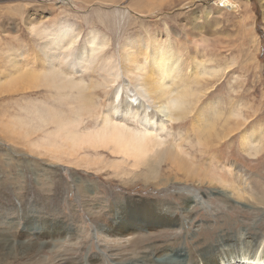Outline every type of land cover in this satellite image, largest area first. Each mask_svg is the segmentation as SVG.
Wrapping results in <instances>:
<instances>
[{
  "label": "rangeland",
  "instance_id": "1",
  "mask_svg": "<svg viewBox=\"0 0 264 264\" xmlns=\"http://www.w3.org/2000/svg\"><path fill=\"white\" fill-rule=\"evenodd\" d=\"M31 22L57 33L66 25L75 28L79 36L70 57L65 61L61 49L54 64L62 76L86 83L100 113L107 112L114 89L125 81L106 79L114 74V63L124 64L123 42L158 36L178 58L172 89L193 91L181 123L165 125V140L180 142L204 168L213 162L222 174H235V186L264 195V134L245 144H251L248 151L241 143L244 133L264 130V0H0V264H59L58 258L65 264H186L191 251L238 235L260 238L257 253L263 255L264 208L239 202L219 181L174 182L173 175L184 177L163 163L161 184L146 182L138 171L121 175L95 164L93 155L84 156L94 154L90 149L74 156L75 147L63 141L61 149L73 155L52 153V144L43 141L55 127L48 111L62 113L64 124L82 118L81 129L92 128L94 119L73 114L77 90L69 85L58 93L48 80L30 87L11 74L13 58L39 71L47 68ZM91 30L99 40L105 35V46L93 66L85 62L75 73L74 60ZM205 122L215 125L217 135L206 148L197 145ZM259 142L260 151L252 154ZM116 227L143 235L136 245L120 248L133 250L134 258L117 260L105 245L108 238L123 237Z\"/></svg>",
  "mask_w": 264,
  "mask_h": 264
},
{
  "label": "bare ground",
  "instance_id": "2",
  "mask_svg": "<svg viewBox=\"0 0 264 264\" xmlns=\"http://www.w3.org/2000/svg\"><path fill=\"white\" fill-rule=\"evenodd\" d=\"M221 2L226 3L228 0H221ZM72 28L74 27L66 25L60 31L58 30L57 33V30L52 31L53 29L44 28L31 22L29 31L33 32V34L36 32L42 41L40 46L43 53L41 62L47 68L39 71V68L23 65L20 60L15 58L11 59L12 62L10 64L12 67L9 68L13 72L11 74L17 73V78L26 79L30 87H38L39 84L48 80L50 87L56 88L58 93L64 90L67 91L69 88L70 90L76 89L77 106L73 107V114L80 117L84 113L85 115L87 114L85 117L89 116L91 119L92 116V119H94L92 128L81 129L80 126H85V121L82 118H78V120L82 121L81 123H77V121L75 123L74 120L71 121L69 119L70 123L65 122L64 124L62 118H65V116L62 113L60 114L59 111L54 109L52 113L48 111L47 120L49 123L55 124V127L49 133V138L45 137L43 141L47 144H52L53 154L57 151L60 154L63 153L61 155L65 153L67 157L72 156L73 154L69 150L67 152L61 149L59 144V141L67 142L72 147H75L74 156L79 153V150L90 149L94 154L87 155L86 153L84 156L93 155L96 159L95 164H102V166L117 169L121 175H136L138 171L139 175L141 173L145 176L146 182L152 179L153 182L159 181L157 184H161L160 175L158 174L162 171L161 165L168 163L169 171L180 172L184 177L180 179L175 174L171 177L174 182L214 184L215 181H219L223 185L221 189H227V193L236 195L239 202L242 201L246 204L249 202V204L259 209L264 208V195H259L256 190L249 192L246 186L241 183V186H235L236 181L233 180L235 174L232 175L229 171L227 176L224 173L222 174L221 170L223 169L217 167L213 162L204 168L180 142L173 139L174 141L169 144L165 140L168 136L167 134L166 137L163 136L165 125L169 122L181 123L180 121L185 115V106L188 103L187 96L193 94V91L186 87L185 89H180L181 87L172 89L171 87V82L179 75L180 71L177 73L178 58L170 45L163 48L158 42V36L149 37L150 39H145V42L142 37L134 41L126 39L122 44V54L120 55L124 63L123 66L114 63L111 67V69H114V74L112 75L109 72L106 78L110 84H114L123 76L124 84L114 89L112 104L108 107L107 112L100 113L98 107L92 104L91 97L85 91L86 83L81 80H75L72 76H69V78L62 76L54 64L59 58L61 49L66 52V56H62L66 61L72 53V47L76 46L79 35L74 33ZM98 36L94 30H91V33L86 37V45H84L85 43L83 44L74 60L77 63L74 68L75 73L81 71V67L85 65V62L92 66L96 62L99 51L105 46L103 42L106 38L105 35H102V40H99L100 36ZM146 48H148V52ZM137 51L142 52L141 57L136 54ZM68 52L71 53L68 54ZM133 65L134 67L132 68ZM199 74H205L204 70L202 69ZM66 79H69L67 84H65ZM57 80L61 86L57 84ZM68 85L69 88H67ZM63 95L66 97V94ZM122 96L125 97L123 102ZM214 126V124L205 122L199 127L198 146L206 148L211 145V140H214L213 135L215 136V133L213 134ZM263 132L261 133V129H253L250 134L244 133L241 138L242 149L248 151V145L251 144H245L255 142V137L259 134H264ZM201 137L204 139L202 140ZM259 146L260 142L251 149L253 151L252 154L260 151L261 148ZM101 150L107 152L112 158L102 153ZM93 161L94 159L88 162L87 165L92 164ZM215 174H217L218 178L214 176ZM115 232L123 237L119 238L117 236L114 238L112 236V239L108 238L105 242L107 248L114 252L117 260H121L123 256H126V259L134 258L133 250L127 251L123 249V251H127V253H124L120 251V248L131 244L133 246L136 245L138 240L141 242L140 239L143 235L134 237L129 228L126 227L124 230L121 227H116ZM107 235V233L104 234V237ZM236 239H231V241L227 242L223 241L222 243L216 241V244L213 243L208 247L209 250H202V248L198 249V251L193 250L191 251L193 253L190 252L191 255L187 257L186 264H264V253L260 256L257 253V248L261 244L260 238L238 235ZM136 261L142 262V259L136 258ZM57 262L65 264L61 258H58ZM142 264L144 263L142 262ZM148 264H152L151 260L148 261ZM169 264H177V261L174 260Z\"/></svg>",
  "mask_w": 264,
  "mask_h": 264
}]
</instances>
